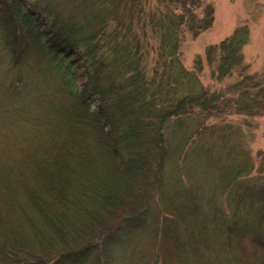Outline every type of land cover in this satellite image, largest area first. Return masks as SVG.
<instances>
[{
	"label": "trees",
	"instance_id": "16d2710c",
	"mask_svg": "<svg viewBox=\"0 0 264 264\" xmlns=\"http://www.w3.org/2000/svg\"><path fill=\"white\" fill-rule=\"evenodd\" d=\"M29 2L0 0V24L14 64L39 45L50 65L57 62L67 70V89L76 100L0 104V128L17 132L0 136V264H60L64 258L66 264H92L102 248L112 252L152 221L156 190L166 182L165 168L177 152L170 146L171 121L182 127L186 117L201 116L191 136H202L205 118L219 111L220 96L198 81L201 65L189 71L178 57L183 24L198 34L212 23V9L210 18L198 20L191 5L202 0H157L149 9L146 0H63V8L59 1L56 8ZM152 39L159 41V57L149 73L145 57L155 48ZM248 39L243 25L207 47L211 62L219 54L217 78L235 70L243 74ZM72 53L86 67L82 87L71 73ZM28 73L21 71L17 84L30 80ZM190 75L191 86L184 82ZM240 195L253 210L257 196ZM240 225L255 229L247 218ZM240 225L235 220L228 227ZM117 233L124 239L115 238Z\"/></svg>",
	"mask_w": 264,
	"mask_h": 264
},
{
	"label": "rangeland",
	"instance_id": "374dc122",
	"mask_svg": "<svg viewBox=\"0 0 264 264\" xmlns=\"http://www.w3.org/2000/svg\"><path fill=\"white\" fill-rule=\"evenodd\" d=\"M29 1L40 7L50 2L54 8L59 1L63 8V0ZM146 2L149 9L157 0ZM191 6L198 20L210 18L212 14L213 21L198 34L183 24L179 35V63L189 71L199 69L201 65L198 81L210 93L220 96L216 101L219 111L205 118L208 126L202 136H191L203 120L201 116L186 117L182 127L171 121L169 128L173 130L174 138L170 140V146H175L177 152L165 168V185L156 190L157 198L149 211L152 221L148 226H141L130 240L125 239V243L114 246L112 252L102 248L98 259L93 256L92 264H263L264 0H202L201 5ZM209 9H212L210 16ZM39 20L43 28L46 27L43 15ZM1 24L0 104L74 102L75 97L67 89L70 82L67 70L57 62L50 65L49 55L39 45L28 48L24 60L14 64ZM243 25L249 28V39L242 47L243 74L235 70L217 78L214 71L219 54L216 53L211 62L207 47L219 44ZM151 42L155 48H149V55L145 57L149 73L159 57V41L152 39ZM70 60L74 68L71 70L73 79L82 87L87 81L85 64L78 53H72ZM21 71H29L30 77L23 85L17 84ZM184 82L193 85L192 75L184 78ZM19 86L26 90L17 89ZM248 103L255 107L246 110L243 106ZM93 104L97 107L98 101L93 99ZM0 130L3 132L0 136L17 134L6 127ZM164 130L168 134L169 129ZM193 138H197L195 143ZM203 143L210 152L201 150ZM193 145L194 152H191ZM95 175L101 178V174ZM85 176L96 182L94 177ZM241 191L245 197L250 193L253 199L257 196L253 210H249L250 203L245 204L249 199L244 202L239 199ZM244 218L253 221L255 229L244 230L240 225ZM235 220L240 226L229 228ZM115 238L121 240L124 236L117 233ZM66 260L64 258L60 264H66Z\"/></svg>",
	"mask_w": 264,
	"mask_h": 264
}]
</instances>
